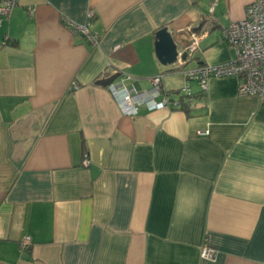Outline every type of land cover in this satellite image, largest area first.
Segmentation results:
<instances>
[{
  "label": "crops",
  "instance_id": "0c3cea01",
  "mask_svg": "<svg viewBox=\"0 0 264 264\" xmlns=\"http://www.w3.org/2000/svg\"><path fill=\"white\" fill-rule=\"evenodd\" d=\"M253 1L17 0L0 24V264H264V92L236 76L183 91L185 69L234 60L221 30ZM188 26L191 60L162 65L157 31L182 52ZM118 72L139 91L160 76L179 106L122 116L95 85Z\"/></svg>",
  "mask_w": 264,
  "mask_h": 264
},
{
  "label": "built area",
  "instance_id": "2783aa9c",
  "mask_svg": "<svg viewBox=\"0 0 264 264\" xmlns=\"http://www.w3.org/2000/svg\"><path fill=\"white\" fill-rule=\"evenodd\" d=\"M17 0H0V24L3 19L9 17L12 9L16 6ZM28 12H33L28 8ZM91 14L88 15V21ZM69 26L77 33L82 35L85 41L91 45H97L98 36L90 28L89 22L84 25H76L67 21ZM188 33V43L184 47V52L188 58H191L197 49L198 41L201 35L193 32L191 27L185 28ZM221 40L225 41L233 48L235 58L233 61L217 65H201L193 69L184 70L186 86L183 91H188L190 82H196L200 91L205 93L208 82L213 77L236 76L242 81L238 88L240 96H260L264 92V0H254L246 8L242 20L232 22L221 30ZM115 47L114 49H118ZM181 54V53H180ZM185 62L178 58V63L174 66L177 69L183 68ZM119 73V79L106 86L110 92L115 104L122 116L133 117L138 113V107L145 105L148 111L162 110L165 108H177L178 103L170 99L168 93H164L161 88L160 76L152 80L150 90H137L133 85L127 88L124 85L125 80H131V77L123 72ZM157 96H162L160 101ZM81 166L87 168L90 166V160L87 154H84L81 160ZM30 244L28 237L24 238L22 245L24 247ZM200 256L204 260L213 261L216 257V250L208 245L201 248Z\"/></svg>",
  "mask_w": 264,
  "mask_h": 264
},
{
  "label": "water",
  "instance_id": "95a60500",
  "mask_svg": "<svg viewBox=\"0 0 264 264\" xmlns=\"http://www.w3.org/2000/svg\"><path fill=\"white\" fill-rule=\"evenodd\" d=\"M155 52H156V57L158 61L164 66L175 65L176 63H178L179 56H180V59L183 62H185L182 67H185L191 60V58H188V55L186 52L184 51L179 52L177 45L175 41L173 40V37L167 28H161L160 30L157 31L156 42H155ZM118 77H119V73L109 78L99 80L95 82V85L106 87L109 84L116 81Z\"/></svg>",
  "mask_w": 264,
  "mask_h": 264
},
{
  "label": "trees",
  "instance_id": "16d2710c",
  "mask_svg": "<svg viewBox=\"0 0 264 264\" xmlns=\"http://www.w3.org/2000/svg\"><path fill=\"white\" fill-rule=\"evenodd\" d=\"M179 106V103H178ZM180 108L184 109L186 112H188V103L184 101V99L181 98Z\"/></svg>",
  "mask_w": 264,
  "mask_h": 264
},
{
  "label": "rangeland",
  "instance_id": "374dc122",
  "mask_svg": "<svg viewBox=\"0 0 264 264\" xmlns=\"http://www.w3.org/2000/svg\"><path fill=\"white\" fill-rule=\"evenodd\" d=\"M185 70H188V69H185ZM193 84V83H192Z\"/></svg>",
  "mask_w": 264,
  "mask_h": 264
}]
</instances>
